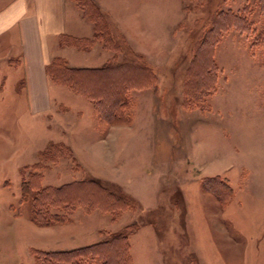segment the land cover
Listing matches in <instances>:
<instances>
[{"label":"rangeland","instance_id":"374dc122","mask_svg":"<svg viewBox=\"0 0 264 264\" xmlns=\"http://www.w3.org/2000/svg\"><path fill=\"white\" fill-rule=\"evenodd\" d=\"M92 1L108 41L80 51L92 67L136 65L129 122H100L91 101L60 85L54 109L34 111L21 80L0 77V264H39L33 250L82 248L130 225L131 264H264L262 1ZM227 15L250 31L228 28ZM208 55L215 70L203 76ZM51 144L67 155L41 162ZM35 163L42 188L94 180L133 207L117 221L78 208L68 223L39 226L20 199ZM218 184L231 190L225 207Z\"/></svg>","mask_w":264,"mask_h":264},{"label":"trees","instance_id":"16d2710c","mask_svg":"<svg viewBox=\"0 0 264 264\" xmlns=\"http://www.w3.org/2000/svg\"><path fill=\"white\" fill-rule=\"evenodd\" d=\"M78 9L88 18L94 26L93 38H77L63 36L62 46L87 50L92 48L97 40L106 41L108 33L106 24L102 22L103 16L97 5L92 0H75ZM262 1L264 11V0ZM228 28H235L240 32H249L250 23L243 17L227 15ZM222 30L214 29L215 39ZM214 40V39H213ZM108 41V40H107ZM107 41L105 43H107ZM212 53V52H211ZM127 64V63H126ZM136 65L131 62L124 66H105L96 68H75L61 57H56L47 66V74L53 83L66 87L91 101L96 110L98 120L102 123L112 124L117 120L124 119L129 122L130 102L127 98L130 90L139 88L140 83L133 81L134 74L127 68L135 69ZM143 67V66H142ZM215 70L211 55L204 60L202 75L208 76ZM208 85L204 82L198 89L197 95H204ZM127 116V117H126ZM68 153L66 146L49 145L41 152V162L55 163ZM26 178L21 182V202H31L32 221L42 227H50L54 224L69 222L68 214L78 208L86 212L100 210L104 214L112 216L114 221L130 210L133 200L129 197L122 198L111 193L106 187H102L97 181L85 180L74 182L62 187H40L37 182L40 179L39 170L41 163H35L31 167ZM225 189L227 191H225ZM225 207L229 204L225 196L231 190L223 184H218V189H211ZM52 209L62 211V215L53 214ZM77 211V210H76ZM137 227L130 225L115 233H108L100 242L71 251L43 252L33 250L39 264H131L129 236Z\"/></svg>","mask_w":264,"mask_h":264},{"label":"crops","instance_id":"0c3cea01","mask_svg":"<svg viewBox=\"0 0 264 264\" xmlns=\"http://www.w3.org/2000/svg\"><path fill=\"white\" fill-rule=\"evenodd\" d=\"M79 12L68 0H0V77L21 80L34 111L54 109L53 95L61 92L47 74L54 58L75 68H96L86 52L61 44L63 36H90L92 27Z\"/></svg>","mask_w":264,"mask_h":264}]
</instances>
